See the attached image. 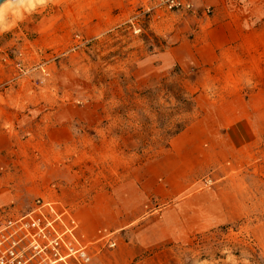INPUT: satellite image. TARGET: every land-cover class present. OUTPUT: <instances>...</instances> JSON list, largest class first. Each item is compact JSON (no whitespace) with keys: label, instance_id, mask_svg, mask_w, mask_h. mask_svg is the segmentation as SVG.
<instances>
[{"label":"rangeland","instance_id":"rangeland-1","mask_svg":"<svg viewBox=\"0 0 264 264\" xmlns=\"http://www.w3.org/2000/svg\"><path fill=\"white\" fill-rule=\"evenodd\" d=\"M206 1L196 12L153 0L3 10L0 147L27 141L36 160H0L9 178L15 162L34 167L30 194L1 207L0 223L61 188L115 213L89 232L109 234L90 239L89 264H264V0ZM224 108L253 123L259 112L254 166L192 142V123Z\"/></svg>","mask_w":264,"mask_h":264},{"label":"crops","instance_id":"crops-1","mask_svg":"<svg viewBox=\"0 0 264 264\" xmlns=\"http://www.w3.org/2000/svg\"><path fill=\"white\" fill-rule=\"evenodd\" d=\"M190 1L193 3V9L191 11L196 12L201 7L197 4L198 0ZM204 1L205 0H203V2ZM196 101H198V99ZM250 114L256 117L255 123L251 122L244 114L240 116L241 118H236L234 110H229L227 108H224L215 115L204 113L201 118L192 123V130H199L202 133V136L194 138L192 142L201 146L205 140H208L212 149H216L218 146L222 148L223 145L225 147V154L228 157L227 162L232 164L245 163L254 166L260 156L259 147H257L259 134L256 133V130L260 133V120L258 119L259 112H254V110H252ZM261 115L264 117V112H261ZM28 144L27 141H18L17 146L13 149L10 147H5L4 149L0 147V160H8V157L11 158L12 155L15 157L10 160H36L34 158V152H32L30 156L26 154L27 150L30 149ZM6 149L8 153L3 156L2 153ZM243 154L248 155V158L243 160ZM262 161L264 162V157ZM210 162L213 163L216 162V160H210ZM22 163L26 162H15V164H20V171L13 174L14 176L12 178H9L12 173L2 172L1 166H3V163L0 162V181H11L9 188L0 187V208L10 203L14 197L27 196L30 194L31 186L25 185V183L33 181L34 167L29 165V167L26 168L25 164L23 165ZM43 163L44 165L51 166V160H43ZM59 190L61 198H56V200H60L72 210L79 222V237L84 242H92L90 239L93 237L95 239L108 237L109 234L104 232L108 229H103V227L98 228L99 230L97 229L93 235H90L89 232L94 231V228L98 225V219L107 217L109 214L115 217V213L108 210L110 207L109 205L105 207L95 203L92 204L90 201L86 202L82 199H77L76 196H73L74 200H72L66 190L61 188ZM10 199L12 200L10 201ZM125 207L127 208L128 206L120 205V207L117 208ZM107 212L111 213L105 214ZM96 232H98V234ZM108 233H110V231H108ZM112 241L116 242V240L108 238L107 243Z\"/></svg>","mask_w":264,"mask_h":264},{"label":"built area","instance_id":"built-area-1","mask_svg":"<svg viewBox=\"0 0 264 264\" xmlns=\"http://www.w3.org/2000/svg\"><path fill=\"white\" fill-rule=\"evenodd\" d=\"M153 1L171 11L193 9L190 0ZM78 231L79 222L68 205L38 197L25 213L0 223V264H89L103 238L84 242Z\"/></svg>","mask_w":264,"mask_h":264},{"label":"bare ground","instance_id":"bare-ground-1","mask_svg":"<svg viewBox=\"0 0 264 264\" xmlns=\"http://www.w3.org/2000/svg\"><path fill=\"white\" fill-rule=\"evenodd\" d=\"M52 0H8V2L11 4V6L13 5H17V6H21V9H27L29 11V13H33V14H40L45 10V7L51 2ZM6 2L3 1L0 6L4 5ZM54 4V10L56 13H59V9H58V5L57 3H53ZM39 7V8H38ZM38 8V9H37ZM40 10V11H39ZM2 13H3V9L0 8V18H2ZM24 21H27L29 26H35V23L33 22V20L31 19V17L29 16H25L24 19H22ZM21 20V21H22ZM58 81H61V76H58ZM256 133L259 134V132L256 130ZM175 146L177 148H181L183 146L181 139L176 141Z\"/></svg>","mask_w":264,"mask_h":264},{"label":"trees","instance_id":"trees-1","mask_svg":"<svg viewBox=\"0 0 264 264\" xmlns=\"http://www.w3.org/2000/svg\"><path fill=\"white\" fill-rule=\"evenodd\" d=\"M183 103H186V100H183ZM190 104H191V106H193V102H191ZM190 110H191V107H190ZM182 126H183L182 124L177 125L178 129L173 133V136L179 134L184 129V127H182Z\"/></svg>","mask_w":264,"mask_h":264},{"label":"clouds","instance_id":"clouds-1","mask_svg":"<svg viewBox=\"0 0 264 264\" xmlns=\"http://www.w3.org/2000/svg\"><path fill=\"white\" fill-rule=\"evenodd\" d=\"M0 8H2L4 11H7L11 8V4L8 2V0H6L5 4L0 6ZM15 14H19L18 11L15 12Z\"/></svg>","mask_w":264,"mask_h":264},{"label":"water","instance_id":"water-1","mask_svg":"<svg viewBox=\"0 0 264 264\" xmlns=\"http://www.w3.org/2000/svg\"><path fill=\"white\" fill-rule=\"evenodd\" d=\"M3 1H5V0H0V4H1Z\"/></svg>","mask_w":264,"mask_h":264}]
</instances>
